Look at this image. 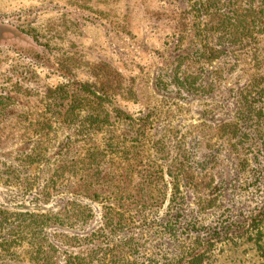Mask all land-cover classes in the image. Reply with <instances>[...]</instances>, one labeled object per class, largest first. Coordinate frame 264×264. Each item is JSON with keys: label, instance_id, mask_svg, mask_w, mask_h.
Instances as JSON below:
<instances>
[{"label": "rangeland", "instance_id": "rangeland-1", "mask_svg": "<svg viewBox=\"0 0 264 264\" xmlns=\"http://www.w3.org/2000/svg\"><path fill=\"white\" fill-rule=\"evenodd\" d=\"M187 4L185 0H0V210L49 218L42 233L37 228L34 234H16V239L35 243L47 237L56 244L52 251L57 252L56 264H68L71 254L83 255L91 249L99 251L108 264L111 253L119 256L122 248L138 264H162L187 250L195 235L206 238L210 230L220 231L224 224L238 219L239 231L222 234L207 264H264V214L252 216L264 210V143L256 140L253 131L245 130L246 144L251 147L245 150L247 165L241 171L239 151L230 149L212 130L223 111L234 108L249 81L264 73V41L258 62L252 61L250 52L238 51L204 65L215 88L208 97L168 99L171 109L179 110L175 127L185 136L188 150L197 153V161L212 157L193 182H180L179 193H172L167 183L165 203L152 199L141 216L128 217V224L114 228L104 217L105 203L93 202L94 212L87 219L56 220L72 196L55 193V188L48 197L42 193L55 173V153L67 148L62 143L75 142L72 132L60 130L55 144V87L92 81L87 67L109 58L139 87L140 100L127 104L128 110L140 113L160 106L161 98L153 86L157 81L176 85L170 75L182 28L179 18ZM127 12L132 16L130 36L118 28ZM186 48L188 45L183 46ZM77 56L85 68L76 70L63 63ZM220 105L223 111L214 114L213 108L218 110ZM210 110L211 115L207 114ZM43 122L52 124L49 131ZM169 128L163 117L160 134H167ZM46 132L53 137L52 143L45 141L47 159L28 168L38 178V187L19 190L18 183L9 180V167H18L22 152L29 154L42 147ZM165 136L170 156L175 148L173 136ZM257 155L258 162H254ZM193 230L195 233L190 232ZM25 244L17 250L12 245L1 264H34L25 255ZM1 253L0 249L3 260Z\"/></svg>", "mask_w": 264, "mask_h": 264}, {"label": "trees", "instance_id": "trees-1", "mask_svg": "<svg viewBox=\"0 0 264 264\" xmlns=\"http://www.w3.org/2000/svg\"><path fill=\"white\" fill-rule=\"evenodd\" d=\"M185 1L188 4L179 18L182 28L175 42L177 52L170 75L176 85H163L162 81H157L153 86L155 94L161 98L160 106L146 108L140 113L128 110L127 104L140 100L139 87L135 79L127 76L109 58L90 63L87 67L92 81L55 87V144L60 130H69L75 137L74 144L71 140L62 143L67 148L55 153V173L42 191L46 197L50 196L52 188H55V193L72 196L65 208L56 214V220L60 217L87 219L93 214L91 204L96 201L105 203L107 225L121 227L130 222L128 217L141 216L152 199L165 203L169 196L167 183L172 193H179L180 182H193L210 161L212 156L197 161V153L188 150L185 136L180 135L175 127L179 110L171 109L167 101L172 96L179 99L211 95L215 88L204 65L215 59L245 51L250 52L253 62H258L259 46L264 41V0ZM131 17L130 13H125L118 25L119 32L125 36L132 34ZM184 45L188 48L183 49ZM70 59V62L64 60L63 63L76 70L85 68L78 56ZM217 107L218 110L213 108L214 114L223 111L224 106ZM211 110L207 114L211 115ZM163 117L170 124L165 135L172 134L175 146L170 156L166 136L160 134ZM42 124L46 131L52 127L50 122ZM213 129L230 149L239 151L238 163L242 171L247 165L245 150L251 147V144H246L248 133L245 130L253 131L256 140L264 143V73L249 81L240 92L234 108L223 111ZM42 137H45L42 147L29 154L22 152L17 159L18 167H9V180L18 183L19 190L27 192L38 187V178L31 176L28 168L47 159L45 141L52 143L53 137L47 132ZM257 160L258 155L253 158L254 162ZM85 200L88 203L84 205ZM197 205L200 206L201 202L198 201ZM263 214L264 210L252 216L260 218ZM48 221L44 215H15L8 210H0V249L4 257L0 264L8 257L12 245L17 250L27 242L24 238L17 240L16 234H34L37 228L42 233L49 226ZM239 221L224 224L220 231L210 230L206 238L195 235L187 250L162 264H207L215 242L223 233L228 236L239 231L236 226ZM190 232L195 233L194 230ZM171 234L175 236L176 231ZM131 242L129 246H132ZM26 244L25 255L34 264H56L57 252H52L56 244L47 237ZM121 251L119 256L111 253L108 264H138L125 249ZM100 255L94 249L83 255L74 253L68 264H105Z\"/></svg>", "mask_w": 264, "mask_h": 264}]
</instances>
